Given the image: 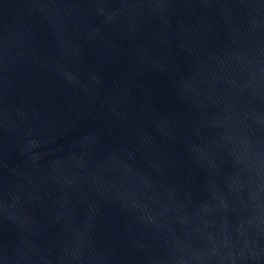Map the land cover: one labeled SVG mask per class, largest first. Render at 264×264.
<instances>
[{"label": "water", "instance_id": "obj_1", "mask_svg": "<svg viewBox=\"0 0 264 264\" xmlns=\"http://www.w3.org/2000/svg\"><path fill=\"white\" fill-rule=\"evenodd\" d=\"M0 264H264V0H0Z\"/></svg>", "mask_w": 264, "mask_h": 264}]
</instances>
